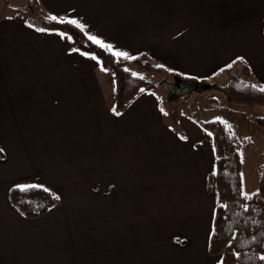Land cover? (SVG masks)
Returning a JSON list of instances; mask_svg holds the SVG:
<instances>
[{
  "label": "crops",
  "instance_id": "crops-1",
  "mask_svg": "<svg viewBox=\"0 0 264 264\" xmlns=\"http://www.w3.org/2000/svg\"><path fill=\"white\" fill-rule=\"evenodd\" d=\"M36 1L176 79L224 84L247 66L264 85V0ZM106 70L66 33L0 15V264H220L212 134L153 88L116 113ZM31 186L60 197L39 219L10 200Z\"/></svg>",
  "mask_w": 264,
  "mask_h": 264
},
{
  "label": "trees",
  "instance_id": "trees-1",
  "mask_svg": "<svg viewBox=\"0 0 264 264\" xmlns=\"http://www.w3.org/2000/svg\"><path fill=\"white\" fill-rule=\"evenodd\" d=\"M32 4L30 5V7ZM55 17V19H52ZM33 25L40 29L66 33L74 47L96 56L101 65L112 72L115 80L116 113L123 112L139 93L153 84V81L135 73V68L146 66L163 70L150 59H131L116 55L106 46L89 39V35L71 20L37 17ZM230 70L229 79L221 85L225 99L232 104L245 107L264 106V85L252 82L250 70L243 66L240 72ZM203 82L196 78L181 76L179 81ZM197 83V84H195ZM206 86L210 84L205 83ZM192 87V85H190ZM183 93L174 100L188 97ZM209 104L219 106L217 97H211ZM264 123V117H257ZM200 125L212 134L216 155V171L207 177L208 188L215 186L218 202L210 237V252L221 255L220 264H264V152L260 154L263 162L258 168V188L250 196L243 193L241 141L234 130L220 120L199 121ZM246 148L253 147L251 140H245ZM10 200L24 216L39 219L60 203V197L47 186L28 188L13 187Z\"/></svg>",
  "mask_w": 264,
  "mask_h": 264
},
{
  "label": "rangeland",
  "instance_id": "rangeland-1",
  "mask_svg": "<svg viewBox=\"0 0 264 264\" xmlns=\"http://www.w3.org/2000/svg\"><path fill=\"white\" fill-rule=\"evenodd\" d=\"M30 5L26 0H0V15L26 20L28 23L34 22L37 17H51L36 0H30ZM162 69L146 66L144 69L136 67L134 70L136 74L153 81L148 88L158 92L164 107L167 110L169 106L172 115L178 117L181 113H186L199 121L220 120L234 130L242 144L243 193L250 196L258 188V168L263 162L260 154L264 152V123L259 122L257 117H264V106L245 107L229 103L220 89L222 80L219 78L211 82L209 86L203 82L193 88L190 87L184 92L189 94L186 98L169 101L171 90L164 82L175 83L177 79L167 69ZM106 71L108 75L109 73L112 75L111 72ZM177 95V93L174 94V96ZM211 97H217L221 104L210 105ZM245 140H251L253 147L246 148L243 145ZM213 189L216 190L214 185Z\"/></svg>",
  "mask_w": 264,
  "mask_h": 264
},
{
  "label": "water",
  "instance_id": "water-1",
  "mask_svg": "<svg viewBox=\"0 0 264 264\" xmlns=\"http://www.w3.org/2000/svg\"><path fill=\"white\" fill-rule=\"evenodd\" d=\"M28 2V4L30 5V0H26ZM168 87L169 89L171 90V92H175L179 95L183 94L185 91L182 92V88L181 86L185 84V82H181V83H178V84H174V83H170L168 81H165L164 82ZM177 97V96H175Z\"/></svg>",
  "mask_w": 264,
  "mask_h": 264
},
{
  "label": "snow or ice",
  "instance_id": "snow-or-ice-1",
  "mask_svg": "<svg viewBox=\"0 0 264 264\" xmlns=\"http://www.w3.org/2000/svg\"><path fill=\"white\" fill-rule=\"evenodd\" d=\"M52 19H55V17H52ZM71 23H75V21H71ZM41 31H43V29H41ZM89 39L94 40V42H96V43H98V44H101L102 46H106V45H103L101 41L96 40L95 37H91V36H90ZM106 47H109V48H110L111 46H106ZM118 55H124V56H127L126 53H118ZM261 91H264V88H262ZM262 258H264V257H262Z\"/></svg>",
  "mask_w": 264,
  "mask_h": 264
}]
</instances>
